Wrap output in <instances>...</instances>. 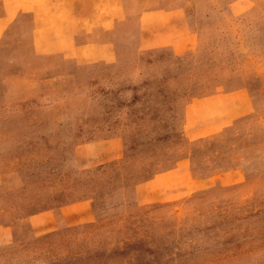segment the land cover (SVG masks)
<instances>
[{
    "label": "rangeland",
    "instance_id": "obj_1",
    "mask_svg": "<svg viewBox=\"0 0 264 264\" xmlns=\"http://www.w3.org/2000/svg\"><path fill=\"white\" fill-rule=\"evenodd\" d=\"M194 1L197 18L214 29L207 36L216 41L201 47L215 69L233 73L264 66V0H251L237 18L223 10L231 0ZM55 66L57 79L39 87L38 94L45 103L52 94L59 96L51 109L61 143L75 147L116 135L122 127L143 129L147 114L142 112L136 124L126 123V115L116 109V95L126 93L129 79L118 75L115 65ZM4 90L1 86L0 93ZM254 105V113L238 127L204 143L217 153L232 143L234 155L217 166L241 165L243 183L145 205L135 202V184L204 144L160 149L139 141L137 148L104 166H88L77 153L60 165V157L50 153L40 156L43 173L36 174L34 166L29 176L20 177L14 168L21 162L28 166L30 154L12 150L36 112L22 109L21 116L15 106L0 108L8 153L0 159V264H264V94ZM193 172L207 175L212 168ZM73 202L77 205L60 209ZM78 211L83 215L76 216Z\"/></svg>",
    "mask_w": 264,
    "mask_h": 264
},
{
    "label": "crops",
    "instance_id": "obj_2",
    "mask_svg": "<svg viewBox=\"0 0 264 264\" xmlns=\"http://www.w3.org/2000/svg\"><path fill=\"white\" fill-rule=\"evenodd\" d=\"M250 4L251 0H231L223 10L237 18ZM197 10L194 0H0V87L5 89L0 108L15 106L21 116L22 109L36 112L21 144L12 150L30 154L25 160L30 166L21 162L14 171L29 176V168L35 166L36 174L43 173L40 156L50 153L60 157V165L77 153L87 158L88 166H104L137 148L139 141L160 149L204 144L250 117L255 100L264 94V66L233 73L215 69L201 47L216 41L207 36L214 29L197 18ZM59 62L115 65L118 75H128L129 85L122 91L126 93L116 95L115 106L126 115V123L136 124L142 112L147 114L143 129L122 127L116 135L75 147L61 143L51 109L59 96L52 94L45 103L38 94L39 87L57 79L52 70ZM27 66L30 72L20 71ZM4 120L0 113V159L8 154L1 132ZM20 121L24 123V117ZM214 147L191 149L170 167L135 184V202L175 201L188 191L243 183L241 165L217 166L234 155L232 143L218 153ZM208 165L212 173L193 172ZM72 205L77 203L60 209Z\"/></svg>",
    "mask_w": 264,
    "mask_h": 264
}]
</instances>
